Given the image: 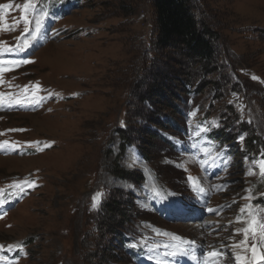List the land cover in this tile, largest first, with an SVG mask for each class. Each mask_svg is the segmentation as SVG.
Instances as JSON below:
<instances>
[{"label": "rangeland", "instance_id": "1", "mask_svg": "<svg viewBox=\"0 0 264 264\" xmlns=\"http://www.w3.org/2000/svg\"><path fill=\"white\" fill-rule=\"evenodd\" d=\"M45 1L36 10L29 8L31 23L25 25L27 0H0V5L13 4L10 11H0L5 17L0 45L6 49L25 43L29 33L21 37L24 28H34L41 11L49 13L38 42L5 53L22 56L43 45L24 59L32 62L0 74V144L8 142L0 148V264H152L149 259L155 264H252L251 246L259 243L264 252V242L252 233L246 237L244 230L253 220L264 221V150L259 147L257 160L244 130L227 134L232 143L222 147L210 139L193 143L192 135L182 138L186 131L175 136L163 128L158 114L176 116L168 103L183 106L178 95L191 107L192 96L184 95L181 83L185 68L205 69L213 80L225 76L190 57L188 50L153 48L155 15L149 0ZM199 4L208 27L218 34L224 65L244 72L241 85L231 73L232 88L251 92L246 97L230 92L220 99L212 92L213 82L199 97L202 114L208 112L215 129L228 123L225 115H233L234 127L247 124L264 133V0ZM250 84L260 85L262 93H254ZM232 102L235 107L229 109ZM121 130L133 140L128 146L146 153L147 161L134 147L118 155ZM152 131H161L178 148ZM227 144L236 152L225 165ZM216 151L220 162L211 156ZM117 161L122 171L115 168ZM135 171L147 176L143 194L137 183L143 177ZM201 187L207 197L199 193ZM116 188L121 194L136 192L137 203L146 207H134L128 194L111 201V206L117 203L120 224L123 212L136 215L137 230L154 237L142 242L138 262L117 248L114 235L99 240L103 199L94 209L93 197ZM158 191L163 195L157 196ZM150 196L165 202L161 217L154 214L157 205H148ZM29 239L34 241L24 246ZM15 246L22 254L12 260L9 251ZM211 251L223 255L213 258L207 255ZM105 254L109 259L102 258Z\"/></svg>", "mask_w": 264, "mask_h": 264}, {"label": "trees", "instance_id": "2", "mask_svg": "<svg viewBox=\"0 0 264 264\" xmlns=\"http://www.w3.org/2000/svg\"><path fill=\"white\" fill-rule=\"evenodd\" d=\"M149 2L152 4L155 15L153 30V32H155L153 35L156 38V41L154 42L155 46L153 48H155L157 51L170 48L188 50L190 57H195L197 60L202 61L204 64H206V68L209 66L214 68L217 67L220 72L219 75L225 76V78L222 80L221 77H219L220 79H215L217 80L215 81L209 77L210 75L207 77L205 69L196 68L194 66H191V68H185L184 77L182 78L181 83L184 95L187 94L192 96L191 101L188 102L191 107L187 108L186 99L178 95L181 100L185 101L183 106L177 105L176 102L168 103L169 109L172 110V113H174L176 116L172 114L169 116L168 114H165L166 112H158L159 118L162 120L161 122L166 125H162V123L158 122L157 120H155V123L162 125L163 128H169L172 130L171 133L173 135L182 134L183 131L188 133L189 130L193 129V132L196 136L207 135L211 138L219 140L223 144L232 143L230 141L231 135L227 134L244 130L245 132H248V136L245 141L247 145H251L252 148H255V150H253L251 153H253V155L258 154L256 156L257 158L255 157L258 160L259 147L261 146L260 148L264 150V133L259 132L257 129L251 128L252 126L249 128L247 124H242L241 127H234L230 120L233 115H225L228 123H226L222 129H215V127L212 125L211 119H209L210 116L208 112L205 111V113L202 114L204 110L202 108L203 105L199 103V97L208 93L210 88L209 86L213 82H216L217 84L215 83L216 87H214V91L212 92H216L220 99H223L222 97H224L226 93L228 94L230 92L241 95L242 97H246V92H251L248 91L246 87H241L239 85L232 88L233 86L231 85L234 82V77L232 74L234 76L237 75V79L241 85V79L244 72L237 68H232V71L231 68H228L224 65L226 63L222 57L223 47L219 43L220 40L216 31L212 27H208L206 21L207 16H205V13L202 12L199 0H149ZM153 48L147 51L145 55L149 56L152 53ZM223 68L225 69V72H222ZM250 85L253 88L254 93H262L259 89L260 85H258V88L254 87V84ZM141 87V89H143L145 86L141 85ZM145 90H147V88ZM144 102L148 107L152 104L150 99H145ZM229 105V109H233L235 107L233 102ZM207 108L210 109L211 105L209 104ZM201 127L208 128L209 131L197 135L198 129ZM152 132L155 136L159 134L155 131ZM120 134L121 137H123V142L120 145L121 153L118 155H122L127 150L129 144H133V140L128 136L126 130H121ZM224 136L228 137L224 138ZM182 138H184V136H182ZM227 145L234 153L236 152L232 144ZM140 152L145 157H147L146 153L142 151ZM115 168L122 171V169H119L120 167L118 161L115 163ZM135 172L140 174V177H143V179L140 178L137 183H142L144 180L143 173L141 171ZM128 173L130 174L131 172L128 171ZM118 176L123 177L121 175ZM117 189L118 188L113 190H105L104 199L97 218V229L100 234L99 240L104 242L110 238V235H114V238L117 241V248L121 250L128 259L135 257V260H137V252L141 249L142 242L147 241V234H143V232H139L137 230L136 223L139 219L138 216H130L123 212L121 217L123 219L121 222L122 224H120L117 218H115L117 216L116 212L118 211V208H114V206H116L117 203H114V206H111L112 198L115 196L119 198L121 195H131V198L134 202V207L137 206L134 194L129 191L123 192L121 194L118 193L120 190ZM115 202H118V200L116 199ZM108 211L110 214L107 213ZM33 241V239L26 240L24 246H28ZM133 243L136 244L135 248L128 246ZM18 249L20 250V247ZM110 257H115V255ZM102 258L109 259V256L105 254Z\"/></svg>", "mask_w": 264, "mask_h": 264}, {"label": "snow or ice", "instance_id": "3", "mask_svg": "<svg viewBox=\"0 0 264 264\" xmlns=\"http://www.w3.org/2000/svg\"><path fill=\"white\" fill-rule=\"evenodd\" d=\"M33 8V10H35V4H34V0H27V2L23 5V12H24V17H23V20H24V23L25 25H28L31 23V21L28 19V11H29V8ZM13 8V4L12 3H7V4H3V5H0V11L4 10V9H8L9 11ZM49 13L47 11H41L39 13V18L35 20V27L30 29L29 27H25L24 28V32L25 33H29V37H28V40L25 42L24 46L22 48H20L21 51L25 50L26 48H29L32 46V44L34 42H38L39 40V37L42 36L44 33L42 31V29L44 28V21L46 20V18L48 17ZM5 19V17L3 15H0V21H3ZM14 49H8V51H13ZM32 61L30 60H15V61H0V65L4 64V63H7L9 65H20V64H26V63H31ZM7 70H11L10 68H4V67H0V73L4 72V71H7ZM253 79H256L255 77H253ZM37 88H39V86H37ZM0 99H2V96H0ZM35 103H39V101H34ZM209 131L208 128H204V127H201L198 129V133L197 135H199L200 133H205ZM239 139L242 141L243 140V136L239 137ZM8 146V142L7 141H4L3 144H0V148H4ZM13 147H15L13 145ZM260 170H261V174L264 175V163H261L260 165ZM191 179V178H189ZM199 193H204V188H199ZM156 195L157 196H162L163 194L161 192H156ZM102 196L103 194L102 193H97L94 197H93V205L92 207L95 209L98 207V205L102 202ZM4 203V201H0V205H2ZM6 214V212H5ZM245 235L247 237V234L248 233H252L253 235H255L258 240L264 242V221H256V220H253L251 222V225L249 228L245 229ZM245 243L247 242V239L244 241ZM190 243H194V242H190ZM130 247H133L135 248L136 247V244H130L128 245ZM2 247V246H0ZM236 247H239V245H237ZM185 252V254H187V250H183ZM251 251H252V256H253V259H259L261 261H264V252H260L258 253L257 251V247L256 245H252L251 246ZM178 253L176 251H174L172 253L173 256L177 255ZM208 256L210 257H213V258H219L223 255L222 252H217V251H211L207 254ZM237 259L239 260L240 258L237 257Z\"/></svg>", "mask_w": 264, "mask_h": 264}, {"label": "water", "instance_id": "4", "mask_svg": "<svg viewBox=\"0 0 264 264\" xmlns=\"http://www.w3.org/2000/svg\"><path fill=\"white\" fill-rule=\"evenodd\" d=\"M257 251H258V253L263 252L262 249H261V247H260V245L257 246ZM259 262H261V260H259V259H255L254 260L253 259V263L254 264H258Z\"/></svg>", "mask_w": 264, "mask_h": 264}, {"label": "bare ground", "instance_id": "5", "mask_svg": "<svg viewBox=\"0 0 264 264\" xmlns=\"http://www.w3.org/2000/svg\"><path fill=\"white\" fill-rule=\"evenodd\" d=\"M264 246V245H263Z\"/></svg>", "mask_w": 264, "mask_h": 264}, {"label": "built area", "instance_id": "6", "mask_svg": "<svg viewBox=\"0 0 264 264\" xmlns=\"http://www.w3.org/2000/svg\"><path fill=\"white\" fill-rule=\"evenodd\" d=\"M128 192V191H127Z\"/></svg>", "mask_w": 264, "mask_h": 264}]
</instances>
